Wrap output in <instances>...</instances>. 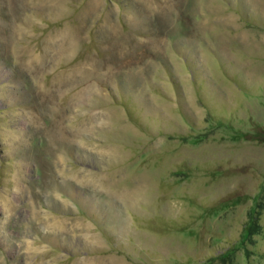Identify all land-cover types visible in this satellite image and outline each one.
Segmentation results:
<instances>
[{"label":"rangeland","instance_id":"374dc122","mask_svg":"<svg viewBox=\"0 0 264 264\" xmlns=\"http://www.w3.org/2000/svg\"><path fill=\"white\" fill-rule=\"evenodd\" d=\"M0 264H264V0H0Z\"/></svg>","mask_w":264,"mask_h":264}]
</instances>
